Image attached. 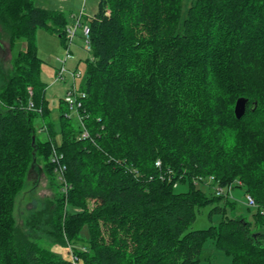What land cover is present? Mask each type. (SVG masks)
I'll use <instances>...</instances> for the list:
<instances>
[{"label": "trees", "instance_id": "trees-1", "mask_svg": "<svg viewBox=\"0 0 264 264\" xmlns=\"http://www.w3.org/2000/svg\"><path fill=\"white\" fill-rule=\"evenodd\" d=\"M183 3L98 1L87 20L82 138L63 99L52 118L35 42L37 30L65 42L67 18L36 0H0V54L25 40L8 69L0 64V264H199L206 241L231 264H264V0ZM239 98L248 103L238 120ZM35 167L56 195L26 227H42L67 257L15 222ZM206 177L251 197L252 221L228 216V195L197 189ZM208 207L217 224L189 231Z\"/></svg>", "mask_w": 264, "mask_h": 264}, {"label": "rangeland", "instance_id": "rangeland-1", "mask_svg": "<svg viewBox=\"0 0 264 264\" xmlns=\"http://www.w3.org/2000/svg\"><path fill=\"white\" fill-rule=\"evenodd\" d=\"M74 1H78V6L83 5V0ZM98 1L99 0H85V21L92 17L93 14L97 11ZM190 1L191 0H184V11H186V9L189 7ZM44 3V0H36V5L38 7H56L55 2H51L50 6ZM67 14V12H64L66 18H68ZM35 42L38 56L43 61L41 68V80L47 86L45 91V98L51 111L52 118L56 119L60 109V100L64 99L66 91L72 83V80L68 74H65L63 79H58L56 74L61 66L62 60L64 59V57H66V42L62 43L57 36L51 35L47 31L43 30H37L35 34ZM83 44L84 43L83 39L80 36V31H78L74 40V44L70 46L72 58L67 60L65 64V67L68 70L79 72L82 75L84 72V60L90 57V54L83 50ZM23 50H25V40L21 38L17 40L15 44H13L9 54H0V64L2 65V67L8 69L10 67L9 60H12L19 51ZM81 81L82 78L77 79L75 82L76 86L79 87ZM69 114L72 117L73 123L80 125L76 110L69 109ZM39 122L40 121L37 120L36 124H39ZM40 130L43 131V129L39 128V131ZM194 182L195 187L197 189H201L207 195L214 193L213 189L211 188V184H209V177H206L204 179L196 178ZM240 183L239 181H237L235 184L240 185ZM187 189V183H176L174 186L175 192H184L187 191ZM223 190V196L228 195V200L236 204L235 210H227L228 216H243L249 221H252L254 208H249L246 206L247 197L245 196L244 191L239 188H231L230 190L223 188ZM55 195L56 190L53 186L50 185L48 177H46V175L39 167H35L29 173L22 191L16 198L13 216L17 226L21 228V230L25 231L34 242L50 251L57 253L59 256L62 255L63 257H67L68 254L62 248V246L52 245V240L44 232L42 227L36 230H31L26 227L27 219L33 213L43 209L45 207V203L47 201L53 200ZM225 196L223 198L224 200ZM210 209L211 208L208 207L197 212L196 221L191 225L189 231L206 229L209 226L217 224L221 216L219 214H213L211 217H208ZM199 264H231V258L217 250L211 241H206L202 248Z\"/></svg>", "mask_w": 264, "mask_h": 264}, {"label": "built area", "instance_id": "built-area-1", "mask_svg": "<svg viewBox=\"0 0 264 264\" xmlns=\"http://www.w3.org/2000/svg\"><path fill=\"white\" fill-rule=\"evenodd\" d=\"M84 2L85 0H83V5L81 6V9L79 10V12L71 16L72 18L71 22L68 23L65 27V42H66V50H67L66 57H64V59L62 60L61 66L58 69L56 74H57L58 79H63L64 75L68 74L72 80V83L69 86L68 90L66 91V95L63 101L70 110H76L77 116H78V119L81 125L80 135L82 138H87L88 133L82 126L81 118L78 114V109L82 106V102L86 98V94L85 92L81 90L80 86L78 87L75 84L76 80L81 79L83 75L76 71H70L65 67L66 61L72 58L70 46L74 44V40L76 38L78 31H80V36L83 39V43H84L82 46L83 50L86 51L87 53H90L91 51L89 26L87 24V21L84 20ZM27 109L28 110L34 109V106L31 100L28 102ZM38 112H40V110H38ZM51 162L53 164H56V167H57L56 176H57L58 181L61 184L62 192L65 193L67 190V185L64 179L65 167L60 164L59 156L55 152H53V155L51 157ZM209 181H210L209 184H211V188L213 189L214 194L216 196H221L224 194L223 188L220 187L218 184L214 183V180L212 177H209ZM246 197H247L246 206L250 208H255L256 205L253 199L249 196H246ZM70 259L72 261L76 260V258L72 254H70Z\"/></svg>", "mask_w": 264, "mask_h": 264}, {"label": "crops", "instance_id": "crops-1", "mask_svg": "<svg viewBox=\"0 0 264 264\" xmlns=\"http://www.w3.org/2000/svg\"><path fill=\"white\" fill-rule=\"evenodd\" d=\"M44 1H45L44 4H48V6L51 5V2L56 3V7L55 6L54 7H48L46 9L61 11V12H63V14H64V12H67L68 13L67 14L68 15L67 16L68 17L67 18L68 23H70V21L72 20L71 16L76 14L81 9V6H78V1H74V0H44ZM94 14H93V16H94Z\"/></svg>", "mask_w": 264, "mask_h": 264}, {"label": "water", "instance_id": "water-1", "mask_svg": "<svg viewBox=\"0 0 264 264\" xmlns=\"http://www.w3.org/2000/svg\"><path fill=\"white\" fill-rule=\"evenodd\" d=\"M247 103H248V100L245 98L237 99L235 106H234V115L236 119L239 120L245 115Z\"/></svg>", "mask_w": 264, "mask_h": 264}, {"label": "bare ground", "instance_id": "bare-ground-1", "mask_svg": "<svg viewBox=\"0 0 264 264\" xmlns=\"http://www.w3.org/2000/svg\"><path fill=\"white\" fill-rule=\"evenodd\" d=\"M250 208V207H249Z\"/></svg>", "mask_w": 264, "mask_h": 264}]
</instances>
